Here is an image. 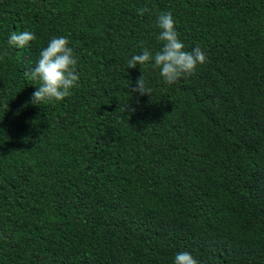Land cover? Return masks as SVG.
I'll return each mask as SVG.
<instances>
[{"label":"trees","instance_id":"16d2710c","mask_svg":"<svg viewBox=\"0 0 264 264\" xmlns=\"http://www.w3.org/2000/svg\"><path fill=\"white\" fill-rule=\"evenodd\" d=\"M164 12L207 57L172 84L154 62L127 63L161 49ZM22 31L36 39L10 45ZM61 36L78 87L35 105L24 73ZM142 75L151 96L132 92ZM184 251L264 264V0H0V264Z\"/></svg>","mask_w":264,"mask_h":264},{"label":"clouds","instance_id":"9594fccd","mask_svg":"<svg viewBox=\"0 0 264 264\" xmlns=\"http://www.w3.org/2000/svg\"><path fill=\"white\" fill-rule=\"evenodd\" d=\"M149 11L147 7L137 9L138 15L141 16ZM155 26L159 29L157 39L162 42L161 49L153 55L145 48L142 54L133 55L128 60V68H136L137 65L145 66L149 62H154V65L160 69V75L168 84L176 82L183 76L195 74L197 67L206 62L207 57L203 50L199 46L191 51L185 49L176 31L172 13L160 14ZM35 39V34L30 31L13 32L9 36L8 43L24 48ZM24 76L38 85L31 100V103L35 105L42 102H59L69 97L72 94L71 90L78 87L79 82L77 59L73 49L69 47V40L63 36L51 38L40 52L35 67L26 71ZM132 92L151 96V89L146 87L143 75L137 80ZM174 264H198V261L189 252L184 251L175 255Z\"/></svg>","mask_w":264,"mask_h":264}]
</instances>
